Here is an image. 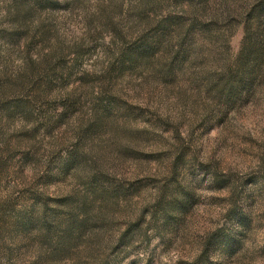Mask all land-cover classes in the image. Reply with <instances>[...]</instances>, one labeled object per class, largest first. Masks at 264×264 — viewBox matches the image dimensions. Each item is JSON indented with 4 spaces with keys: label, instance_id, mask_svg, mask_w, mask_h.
<instances>
[{
    "label": "rangeland",
    "instance_id": "374dc122",
    "mask_svg": "<svg viewBox=\"0 0 264 264\" xmlns=\"http://www.w3.org/2000/svg\"><path fill=\"white\" fill-rule=\"evenodd\" d=\"M0 264H264V0H0Z\"/></svg>",
    "mask_w": 264,
    "mask_h": 264
}]
</instances>
